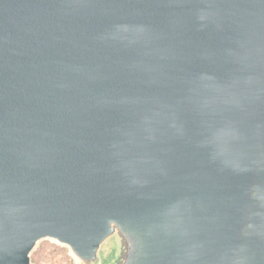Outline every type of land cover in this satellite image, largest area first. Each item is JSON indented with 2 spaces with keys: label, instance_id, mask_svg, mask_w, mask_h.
Instances as JSON below:
<instances>
[{
  "label": "water",
  "instance_id": "obj_1",
  "mask_svg": "<svg viewBox=\"0 0 264 264\" xmlns=\"http://www.w3.org/2000/svg\"><path fill=\"white\" fill-rule=\"evenodd\" d=\"M264 264V0H0V264Z\"/></svg>",
  "mask_w": 264,
  "mask_h": 264
},
{
  "label": "rangeland",
  "instance_id": "obj_2",
  "mask_svg": "<svg viewBox=\"0 0 264 264\" xmlns=\"http://www.w3.org/2000/svg\"><path fill=\"white\" fill-rule=\"evenodd\" d=\"M45 244V251L43 252V258L50 264H75L72 258L69 256L66 248L58 246L48 240L40 242L38 247L35 249L36 252L39 247ZM33 252V254H34Z\"/></svg>",
  "mask_w": 264,
  "mask_h": 264
},
{
  "label": "trees",
  "instance_id": "obj_3",
  "mask_svg": "<svg viewBox=\"0 0 264 264\" xmlns=\"http://www.w3.org/2000/svg\"><path fill=\"white\" fill-rule=\"evenodd\" d=\"M46 247L45 244L43 243V245L41 247H39V249L34 252V254H32V260L34 263L36 264H50L47 261L44 260L43 258V252L45 251Z\"/></svg>",
  "mask_w": 264,
  "mask_h": 264
}]
</instances>
